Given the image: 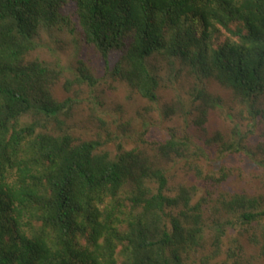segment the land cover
<instances>
[{"label":"trees","instance_id":"obj_1","mask_svg":"<svg viewBox=\"0 0 264 264\" xmlns=\"http://www.w3.org/2000/svg\"><path fill=\"white\" fill-rule=\"evenodd\" d=\"M65 30L143 100L172 90L183 135L78 136L76 101L54 93L62 67L32 56ZM214 109L235 119L229 139L213 137L220 151L260 156L264 183V0H0V264H213L229 231V258L244 236L264 256V196L225 189L229 168L198 167L186 128L205 130ZM180 160L204 183L174 181Z\"/></svg>","mask_w":264,"mask_h":264},{"label":"rangeland","instance_id":"obj_2","mask_svg":"<svg viewBox=\"0 0 264 264\" xmlns=\"http://www.w3.org/2000/svg\"><path fill=\"white\" fill-rule=\"evenodd\" d=\"M42 44L32 56L59 63L62 67L61 82L54 87V93L61 99L70 97L76 101L72 105L71 116L67 122L81 138L101 136L108 147H113L118 142L127 146L135 144L133 141L135 136L141 137L144 131L147 132L146 138L161 141L172 135H183L181 128L186 124L177 115H172L165 106L166 103L176 101L172 90H162L157 103L143 100L108 73L112 61L105 64L92 48L80 41L75 31L65 30L53 37H46ZM81 66L87 68L95 79L91 87L86 81L80 87L74 79L76 75L80 77L78 71ZM64 85L67 90L64 89ZM220 93L226 101H230L226 92L220 91ZM225 110H228L227 107ZM234 121L235 119L232 118L230 122L223 113L220 114L214 109L209 114L205 130L195 127L192 132L191 127L186 128V131L191 132V141L202 146L203 155H198V167L202 175L210 170L215 172L221 167L229 168L231 174L223 183L225 189L245 190L251 195L264 196L262 170L258 169L255 163L260 156L249 154L244 150L221 152L222 141L218 138L213 139L215 134H220L224 140L229 139ZM244 125L245 122L240 126L242 132L246 130ZM261 129V127L256 129L255 134L248 133L247 146H253L263 139L259 135ZM208 138L209 141L205 142ZM193 158L194 156H190L188 159ZM177 167L181 168L175 172L174 181L197 186L204 183L202 175L198 176L193 168L184 166L182 160L177 162ZM236 233L237 231H229L223 238L220 256L213 264H264V256L245 236L241 237V250L236 251L235 259L228 257L227 250L233 246L232 240L236 237ZM222 261L224 263H221Z\"/></svg>","mask_w":264,"mask_h":264}]
</instances>
